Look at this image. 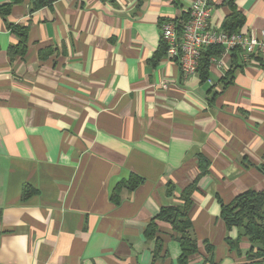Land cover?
<instances>
[{
  "label": "crops",
  "instance_id": "crops-1",
  "mask_svg": "<svg viewBox=\"0 0 264 264\" xmlns=\"http://www.w3.org/2000/svg\"><path fill=\"white\" fill-rule=\"evenodd\" d=\"M191 2L50 0L32 9L20 0L0 15V264H177L169 223L156 220L152 238L144 231L161 207L181 204L200 158L207 168L189 211L198 250L187 264L244 260L249 242L231 248L226 238L239 229L220 213L243 191L264 190V53L212 56L206 81L164 56L154 65L160 23ZM210 2L209 25L221 28L229 6ZM235 6L239 30L259 35L264 0ZM8 24L28 27L23 55L10 56ZM130 174L142 182L114 203L113 187Z\"/></svg>",
  "mask_w": 264,
  "mask_h": 264
},
{
  "label": "trees",
  "instance_id": "trees-1",
  "mask_svg": "<svg viewBox=\"0 0 264 264\" xmlns=\"http://www.w3.org/2000/svg\"><path fill=\"white\" fill-rule=\"evenodd\" d=\"M20 0H9L8 2L0 5V15L5 18L10 13L11 7L14 3ZM33 4L32 9H36L40 6L48 4L50 0H30ZM229 6L230 12L223 19L221 23V29L235 32L238 31L245 22V17L242 12L235 6V0H226ZM188 18V12L182 14L179 20H186ZM178 21V18L172 19ZM163 21H165L163 19ZM162 22V21H161ZM8 28L17 37V42L9 47L10 56L23 55L27 47L28 27L20 24H8ZM223 48L221 45H209L200 51L198 58V65L196 72L199 74L202 81L208 79L209 61L212 56H218L221 54ZM231 61L234 62L238 57L239 50H232ZM238 51V53L236 52ZM166 43L163 39L160 40V44L157 50L154 52L151 62L155 65L163 56L165 57ZM240 54V53H239ZM232 70H227L225 76L228 74L230 78L224 84L232 81ZM264 170V163L262 165ZM200 174H203L207 168V160L204 158L199 159ZM198 175V176H199ZM196 177L191 183L185 186L180 192V205L164 206L159 209V212L149 219L145 227V235L147 238H152L156 232V220H161L169 223L172 231L174 232V239L178 241L181 253L178 256L177 264H187L188 258L193 253L197 252V240L191 233V222L189 219V211L192 206V194L197 190V182L199 177ZM142 178L136 174H130L126 180L118 182L112 189L110 199L114 203H118L121 199L120 191L123 187L129 191L135 189L141 182ZM173 186L170 182H167L166 192L171 194ZM30 190L28 188L23 193V199L28 197ZM264 204V190L247 189L242 193L236 195L231 202L222 204L221 206V218L225 223L227 229L236 227L239 229L236 238L232 239L227 237L226 242L233 249H238L239 242L242 238H246L250 246L245 252L244 260L235 264H264V211L262 206ZM205 243V242H204ZM161 248L160 241L155 240V256L159 253ZM212 247L205 243V251L212 252ZM209 264L213 263L209 258L207 259Z\"/></svg>",
  "mask_w": 264,
  "mask_h": 264
},
{
  "label": "built area",
  "instance_id": "built-area-1",
  "mask_svg": "<svg viewBox=\"0 0 264 264\" xmlns=\"http://www.w3.org/2000/svg\"><path fill=\"white\" fill-rule=\"evenodd\" d=\"M211 10L210 0H192L186 20L160 23L161 38L166 43L165 59L174 61L184 76L196 72L200 51L209 45H221L223 55L238 49L243 60L256 52L264 53V29L259 35H248L241 30L229 32L211 27ZM211 61L222 68L221 58Z\"/></svg>",
  "mask_w": 264,
  "mask_h": 264
}]
</instances>
